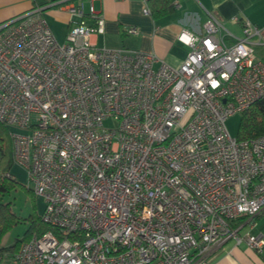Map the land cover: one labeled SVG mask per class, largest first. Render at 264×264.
<instances>
[{
    "label": "built area",
    "instance_id": "1",
    "mask_svg": "<svg viewBox=\"0 0 264 264\" xmlns=\"http://www.w3.org/2000/svg\"><path fill=\"white\" fill-rule=\"evenodd\" d=\"M55 6L76 19L63 43L43 17ZM103 33L80 0L0 23V123L25 131L9 132L12 164L48 227L21 243L16 264H212L228 241L261 253L264 234L250 231L264 212V135L238 141L225 126L264 99L258 29L245 20L235 36L209 16L202 34H178L177 67L97 47Z\"/></svg>",
    "mask_w": 264,
    "mask_h": 264
},
{
    "label": "crops",
    "instance_id": "2",
    "mask_svg": "<svg viewBox=\"0 0 264 264\" xmlns=\"http://www.w3.org/2000/svg\"><path fill=\"white\" fill-rule=\"evenodd\" d=\"M78 1L72 0L73 4ZM80 1L84 3L85 11L91 2L104 19V33L91 38L97 47L149 52L172 67H177L187 53V48L177 41L178 34L182 30L202 34L203 24L209 16L217 18L223 28L235 36H240L242 23L249 21L258 29V35L252 39L256 53L264 46V0H171V12L158 18L151 15L148 0ZM45 3L46 0H0V23ZM174 3L178 6L174 7ZM145 7L148 14L142 12ZM43 17L51 32H57L63 40L76 20L65 7L56 6L44 10ZM130 28L135 29L134 34L128 33ZM20 238L10 230L2 237L1 246H9ZM242 245H245V251ZM251 250L244 243L235 245L228 241L212 247L210 258L212 264H247L245 254L253 256ZM14 254H0V264H16Z\"/></svg>",
    "mask_w": 264,
    "mask_h": 264
},
{
    "label": "trees",
    "instance_id": "3",
    "mask_svg": "<svg viewBox=\"0 0 264 264\" xmlns=\"http://www.w3.org/2000/svg\"><path fill=\"white\" fill-rule=\"evenodd\" d=\"M150 13L154 18L164 16L171 12V0H148ZM260 58L264 61V46L257 50ZM264 135V99L252 103L240 114L237 126L238 141H248ZM12 165V141L9 129L0 123V196L9 193L18 183L15 179L6 176ZM32 192V190H28ZM264 212L255 217L259 218ZM22 219L18 218L11 210L10 203H0V254L16 252L21 243L29 239L32 235H40L47 230L40 217L32 212L24 221L29 223L28 228L20 239H16L13 244L1 246L2 237L9 232Z\"/></svg>",
    "mask_w": 264,
    "mask_h": 264
},
{
    "label": "rangeland",
    "instance_id": "4",
    "mask_svg": "<svg viewBox=\"0 0 264 264\" xmlns=\"http://www.w3.org/2000/svg\"><path fill=\"white\" fill-rule=\"evenodd\" d=\"M58 43H63V39L57 32L53 31L52 33ZM240 120V114L236 113L230 116L226 122L225 126L228 133L236 138L237 137V126ZM111 125L110 121H105V126ZM9 132L20 134L25 131L18 128H9ZM7 173L11 178L15 179L18 183L9 193L3 194L0 196V203H10V208L12 212L22 221L15 225L11 229V233L19 234L20 237L24 234L26 228H28V223L24 221L32 212H35L36 215L40 216L44 210V201L41 196L35 195L33 192L28 191L31 189V184L28 182L26 171L15 164H12ZM256 223V228L250 231L251 234H264V215L259 218L254 219ZM248 228H245L247 230ZM243 230V231H245ZM242 245V249L246 250ZM252 255L245 254V259L247 264H264V251L262 253H257L256 251L251 250Z\"/></svg>",
    "mask_w": 264,
    "mask_h": 264
}]
</instances>
